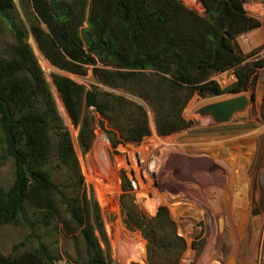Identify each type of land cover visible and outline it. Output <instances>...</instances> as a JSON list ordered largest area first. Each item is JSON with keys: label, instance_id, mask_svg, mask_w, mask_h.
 I'll return each mask as SVG.
<instances>
[{"label": "trees", "instance_id": "trees-1", "mask_svg": "<svg viewBox=\"0 0 264 264\" xmlns=\"http://www.w3.org/2000/svg\"><path fill=\"white\" fill-rule=\"evenodd\" d=\"M31 1L30 30L45 58L77 75L93 65L102 84L149 104L163 136L191 125L183 111L194 95L247 91L254 84L256 69L264 66V61L243 65L244 57L235 45L237 37L261 25L248 15L245 0H199L206 8L204 15L179 0ZM13 8L14 0H0L1 15L7 16ZM11 23L14 42L0 51V161L13 159L15 180L8 189L0 187V226L22 221L45 227L56 222L68 235L80 231L88 264H107L96 235L97 227L103 230L100 205L85 185L72 134L27 31ZM233 68L238 81L226 89L206 79L212 72ZM54 81L64 114L80 126L84 153L94 136L83 118L84 106L96 108L102 124L109 127L107 135L115 149L140 143L152 134L148 109L132 97L86 89L64 75L56 74ZM59 171L64 172L61 182L55 179ZM129 188L127 180L122 196L125 216L147 239L150 263L180 264L187 243L178 236L168 208L160 206L148 218L126 199ZM56 261L44 244L17 257L0 253V264Z\"/></svg>", "mask_w": 264, "mask_h": 264}, {"label": "rangeland", "instance_id": "rangeland-1", "mask_svg": "<svg viewBox=\"0 0 264 264\" xmlns=\"http://www.w3.org/2000/svg\"><path fill=\"white\" fill-rule=\"evenodd\" d=\"M179 1L204 15L206 8L199 0ZM244 5L248 15L261 25L235 40L244 57L243 65L264 61V0H245ZM31 13V0H14L12 11L7 16L0 14V51L14 42L12 21L27 31L28 41L72 134L85 185L93 190L100 205L103 230L97 227L96 235L106 263L151 264L148 241L140 229L127 222L122 204L124 183L134 178L137 190L129 188L126 199L148 218L154 217L160 206L168 208L178 236L187 243L180 264H264V66L256 69L254 84L247 91L194 95L183 111L191 125L163 136L157 131L149 104L138 96L102 84L94 75L93 65L87 66L83 75L52 65L31 33ZM44 59L49 66L44 65ZM98 66L103 67L102 63ZM56 74L68 76L86 89L111 90L145 105L152 134L140 143L120 144L115 149L107 135L109 127L102 124L96 108L84 106L83 118L94 135L91 148L84 153L79 142L80 126H75L60 107ZM215 74L212 72L206 79L213 80ZM240 95H245L248 103L228 121L200 112L206 104ZM63 178L62 171L55 176L57 182ZM14 180L13 159L7 157L0 161V187L10 188ZM32 212L30 209V220L34 222ZM41 244L57 258L56 264L89 263L87 244L80 231L68 235L56 222L45 227L22 221L0 226L3 255L17 257Z\"/></svg>", "mask_w": 264, "mask_h": 264}, {"label": "water", "instance_id": "water-1", "mask_svg": "<svg viewBox=\"0 0 264 264\" xmlns=\"http://www.w3.org/2000/svg\"><path fill=\"white\" fill-rule=\"evenodd\" d=\"M248 103L245 95H240L225 100H220L206 104L200 108L202 113H211L219 121L225 122L230 119L233 113L237 110L244 109ZM66 264H70L67 262Z\"/></svg>", "mask_w": 264, "mask_h": 264}, {"label": "built area", "instance_id": "built-area-1", "mask_svg": "<svg viewBox=\"0 0 264 264\" xmlns=\"http://www.w3.org/2000/svg\"><path fill=\"white\" fill-rule=\"evenodd\" d=\"M213 81H215L221 89H226L229 86H232L238 81V75L236 70L230 69L227 71L217 72L213 77ZM131 189L137 190V182L136 179L130 178Z\"/></svg>", "mask_w": 264, "mask_h": 264}, {"label": "bare ground", "instance_id": "bare-ground-1", "mask_svg": "<svg viewBox=\"0 0 264 264\" xmlns=\"http://www.w3.org/2000/svg\"><path fill=\"white\" fill-rule=\"evenodd\" d=\"M153 142H156V140H155V141H153ZM157 142H158V141H157ZM159 144H160V143H156V146H157V145H159ZM152 145H155V144H152ZM160 145H161V144H160Z\"/></svg>", "mask_w": 264, "mask_h": 264}]
</instances>
